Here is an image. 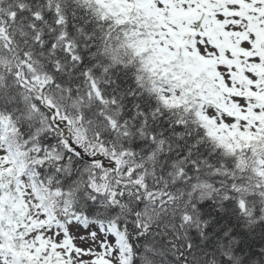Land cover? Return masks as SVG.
I'll use <instances>...</instances> for the list:
<instances>
[{
    "label": "snow or ice",
    "instance_id": "snow-or-ice-1",
    "mask_svg": "<svg viewBox=\"0 0 264 264\" xmlns=\"http://www.w3.org/2000/svg\"><path fill=\"white\" fill-rule=\"evenodd\" d=\"M0 264H264V0H0Z\"/></svg>",
    "mask_w": 264,
    "mask_h": 264
}]
</instances>
